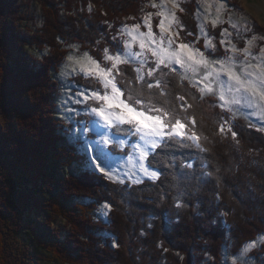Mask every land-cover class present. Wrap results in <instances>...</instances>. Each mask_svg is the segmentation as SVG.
Returning a JSON list of instances; mask_svg holds the SVG:
<instances>
[{
	"label": "trees",
	"instance_id": "1",
	"mask_svg": "<svg viewBox=\"0 0 264 264\" xmlns=\"http://www.w3.org/2000/svg\"><path fill=\"white\" fill-rule=\"evenodd\" d=\"M18 1L0 0V258L10 255L6 239L24 246L22 259L11 250L15 260L6 264H205L207 257L208 264H223L226 247L234 255L264 237V132L248 121H234L237 143L230 133L218 134L212 113L219 109L205 105V114L197 100L188 110L209 137L202 142L208 152L172 145L159 158L202 162L219 181L190 189L189 203L179 209L169 182L185 181L171 170L164 169V185L112 183L85 168L58 131L60 88L50 77L66 44L97 55L101 34L110 42L121 25L139 22L150 0H20L39 2L44 24L36 30L14 19ZM195 15L184 16L188 25ZM104 202L112 205L107 217L96 211ZM113 239L118 248L110 246ZM261 255L264 245L252 256Z\"/></svg>",
	"mask_w": 264,
	"mask_h": 264
},
{
	"label": "snow or ice",
	"instance_id": "2",
	"mask_svg": "<svg viewBox=\"0 0 264 264\" xmlns=\"http://www.w3.org/2000/svg\"><path fill=\"white\" fill-rule=\"evenodd\" d=\"M150 6L155 11L145 13L139 22L121 25L110 42L102 33L96 40L97 55L66 44L69 51L50 79L60 88L58 131L80 155L81 164L125 187L141 185L145 179L164 185L168 180L164 169H169L185 181L169 182L176 192L174 207L179 209L189 203L190 189L207 188L213 179L219 181L202 162L159 158L172 145L208 152L202 142L209 137L197 131L196 117L188 112L197 106V100L205 114V105L219 109L212 116L221 137L230 133L239 143L233 130L236 119L249 121V127L264 132V45L254 51L264 37H246L251 31L247 19H234L230 12L241 10L227 0H197L199 34L185 33L194 36L192 40L181 36L185 29L177 13L185 9L180 0H150ZM88 10L92 11L91 5ZM209 25L220 28L218 44ZM239 39H244L242 48L233 42ZM201 41L202 47H198ZM102 42L108 46L101 48ZM220 48L224 53L217 55ZM47 51L37 52V57L43 59ZM250 117L259 124L251 123ZM121 156L126 157L125 163ZM211 190L219 198L218 188ZM167 194L161 187L160 198ZM111 210L112 205L104 202L96 211L107 217ZM105 236L107 242L108 234ZM260 240L264 243V237ZM110 246L118 248L119 244L113 239ZM254 247L255 242L246 244L234 254L232 264H249L247 253Z\"/></svg>",
	"mask_w": 264,
	"mask_h": 264
},
{
	"label": "rangeland",
	"instance_id": "3",
	"mask_svg": "<svg viewBox=\"0 0 264 264\" xmlns=\"http://www.w3.org/2000/svg\"><path fill=\"white\" fill-rule=\"evenodd\" d=\"M192 0H180L181 6L185 9L184 12H178L177 15L181 18V23L184 25L185 31L181 33V36L185 38L186 40H192L194 39L195 35L199 34V29L197 27L198 25V19L195 15V17H192V21H190L189 25L184 18V16H187L188 14L194 13L197 11V0H194V3H190ZM158 2V1H157ZM228 5H235L238 9H240V12H230V14L233 16L234 19H241V17L246 18L248 22V26L251 29V31L246 35V37L250 38L252 35H256L257 37H264V0H227ZM149 11L148 12H153L155 11L149 4ZM14 9L16 10L14 14V19H20V23L24 24V27L26 29L30 30H36L40 26L44 24L43 22V15H42V9L39 4V2H31V1H18L15 4ZM12 10V9H11ZM147 13V12H146ZM242 22V21H241ZM157 23V20H153V28L154 31L155 29V24ZM129 25L133 23H128ZM225 25H221L220 27H224ZM190 27H197V32L192 31ZM24 29L23 33L28 34V31ZM192 31L194 33V36L192 38L190 36H186L185 33ZM208 31L210 34L215 36L214 42L218 44V41L220 39L219 37V31L220 28L217 29H211V26H208ZM30 36V35H29ZM234 43L237 44V47L242 48L244 47V39H239V40H234ZM35 46V44H32ZM202 41L200 44H198V47H202ZM264 45V40H258L257 41V48L254 49V51H258L259 46ZM224 53V49L220 48V51L217 53V55H222ZM26 54H35L34 50H29L26 51ZM250 122L253 124H259V121L254 118L250 117L249 118ZM249 122V121H248ZM125 151H130V149H125ZM125 157L121 156V163H125ZM63 224V223H62ZM63 227V226H62ZM51 230V228H50ZM63 232H65V227L63 228ZM7 243L5 242V245L7 246L8 249H6V252L4 255H9L7 259V262H13L15 259L20 260L22 259L23 256V251H24V246L23 244H16L13 242H10L9 239L7 240ZM256 243V247L252 248L248 253L247 256L251 257L249 260V264H264V255H261V257H254L255 251H258L259 249L262 248L264 243L261 242V240L257 241H252ZM12 243V244H11ZM248 244V243H247ZM14 252L16 255H14V258L12 256V253ZM242 251V250H241ZM243 258V257H241ZM6 259L2 260L0 258V264H6ZM235 259V256L229 252V249L226 247L225 248V253H224V260L223 264H232V260ZM2 260V261H1ZM210 261V257L206 258L205 264H208ZM20 264V263H19Z\"/></svg>",
	"mask_w": 264,
	"mask_h": 264
},
{
	"label": "bare ground",
	"instance_id": "4",
	"mask_svg": "<svg viewBox=\"0 0 264 264\" xmlns=\"http://www.w3.org/2000/svg\"><path fill=\"white\" fill-rule=\"evenodd\" d=\"M46 10V9H45ZM85 13V12H84ZM82 23V22H81ZM110 40V39H109ZM40 62V61H39ZM189 151V150H188ZM185 152V151H184ZM173 155V154H172ZM222 231V230H221ZM223 234V233H222ZM44 257V256H43Z\"/></svg>",
	"mask_w": 264,
	"mask_h": 264
}]
</instances>
